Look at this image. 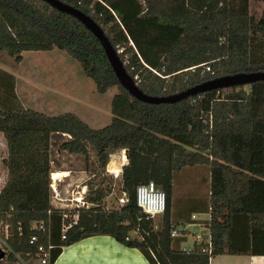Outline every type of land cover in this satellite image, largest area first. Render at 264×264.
Masks as SVG:
<instances>
[{"label":"trees","instance_id":"16d2710c","mask_svg":"<svg viewBox=\"0 0 264 264\" xmlns=\"http://www.w3.org/2000/svg\"><path fill=\"white\" fill-rule=\"evenodd\" d=\"M60 1L102 28L116 52L121 49L117 54L126 60L128 74L137 76L134 82L148 95H170L215 77L264 71V9L255 16L249 0ZM54 48L80 63L98 93L117 87L110 101L111 119L93 128L71 111L50 115L32 108L0 109L6 143L0 235L7 259L29 261L38 245L51 244L52 264L61 246L96 234L137 248L150 264H208L210 257L223 253V233L232 214L242 211L251 187L264 186V80L209 89L175 102H143L119 84L99 41L74 16L43 0H0V52L20 61L23 51ZM54 133L69 136L59 147L82 154L85 169L94 176L103 175L113 150L126 151L120 172L124 201L105 207L102 199L112 186L100 178L99 185L87 188L85 199L91 205L77 209L78 219L64 238L62 209L50 201L49 146ZM200 164L209 168L212 178L205 207L210 251L205 250V239L186 250L169 234L172 227L189 222L194 212L189 211L186 221L175 220L174 174ZM149 180L165 194L158 228L135 202L136 186ZM247 214L251 225L264 230V209L254 207ZM32 220L44 221L48 234L31 228ZM32 234L37 236L34 242Z\"/></svg>","mask_w":264,"mask_h":264},{"label":"crops","instance_id":"0c3cea01","mask_svg":"<svg viewBox=\"0 0 264 264\" xmlns=\"http://www.w3.org/2000/svg\"><path fill=\"white\" fill-rule=\"evenodd\" d=\"M257 2L262 4V7L260 8L261 13V11L264 9V0H257ZM23 54L24 51L22 52V59L20 61H16L6 52H0V109L16 110L18 108L23 107L32 108L38 111H42L44 109H56L60 107V103L67 102V99L70 100L71 97H74L73 93L71 92L72 89L60 90V88L55 86L56 83L50 81L41 82L38 77H34V73H39L43 71V69L39 70V63H36L34 61H31V66H33V68L35 69L34 72L31 70V68H26V72L23 75L24 78H19L20 76H18L17 67L15 66L18 62L20 63L23 61ZM47 54H53L50 56H54L56 57V59L60 60V52ZM69 71L75 74L72 69H69ZM69 71H67V75L71 74ZM43 74H45V72ZM58 77H60V74H58L57 78ZM1 135L0 140H2V146L6 148L5 140L1 137ZM119 151L120 152H118V150H115L114 152L110 153V155H115L116 158L118 157L117 163L120 164L121 162L119 158L122 157L121 151L125 152L124 156H126V151L125 149H119ZM5 156L6 152L4 155H2V160L5 158ZM124 163L120 164V169L118 170V173L115 172V174H109H113L115 178L120 176L121 166ZM76 175H78V180L75 181V179H72L71 181L74 182V184L69 182L66 183L67 179L63 180L65 183L63 185L64 192L63 194L60 192V194L62 195L60 196L62 198H69V196H75V192L77 191H80V193L82 194V192L86 190L85 183H80L81 178H83V175L81 176V174L79 173ZM100 182L101 180H99L94 185H99ZM207 182V193H210L212 187V178L210 170L208 172ZM111 186V191L107 193L102 199L103 203L104 200L108 199V197L111 196L112 191L114 190L112 181ZM64 202L66 203L67 207L72 205V202H70L68 199L64 200ZM121 202L123 201L121 200ZM206 203L207 197L206 200L203 201L197 198L195 202L189 205L188 213L189 211L194 210V212L192 213L204 214L205 216L200 218L207 219L208 212L205 211ZM120 204L121 203H119L118 205ZM60 205L63 206V203L60 202ZM89 205H91L90 202ZM242 207V211L235 212L232 214L230 228L223 233L224 252L210 257L208 264H264V230L251 225L249 215L247 214V211L254 207H257L258 209H264V186H261L259 188H257L256 186L251 187L249 193H247L243 198ZM188 213L185 214L184 212L176 211L175 220L178 222L186 221L188 219ZM194 226L195 225L190 226V232L187 233L193 235L192 241L187 242V234L185 236L178 237V245L180 248L188 250L195 241L199 242V239L197 237V234L199 232H196L191 229V227ZM205 232H207V230L201 232L200 228V233L203 234ZM186 242L187 244H185ZM182 244H184L185 246H183ZM52 264L150 263L142 254V252L137 248L126 246L116 241L110 235L96 234L86 236L76 242L61 246V250L52 262Z\"/></svg>","mask_w":264,"mask_h":264},{"label":"rangeland","instance_id":"374dc122","mask_svg":"<svg viewBox=\"0 0 264 264\" xmlns=\"http://www.w3.org/2000/svg\"><path fill=\"white\" fill-rule=\"evenodd\" d=\"M261 7L262 4L257 2V0L249 1V9L255 16H258L260 14ZM54 52H60V60L56 59V57L54 56H50L53 54H47ZM23 55V61L20 63L18 62L15 66L17 67L18 76H20L19 78H24L23 75L26 72V68H31V70L34 72L35 69L33 68V66H31V61H34L36 63H39V70L43 69V71L39 73H34V77H38L41 82H54L56 83L55 86L60 88V90L72 89L71 92L73 93L74 97H71L70 100L67 99V102L60 103V101V109H44L42 110L44 113L53 115L65 111H71L77 114L83 121H85L93 128L104 126L110 122V101L112 95L117 91L116 86L108 88L104 93H98L95 89V84L92 79L83 73L80 63L69 57L64 51L57 48L49 51H24ZM69 69H72L75 74H73V72L71 73ZM67 71H69L71 74L67 75ZM44 72L45 74H43ZM58 74H60V77L57 78ZM1 137L3 138L2 135ZM68 137L69 136L65 133H54L52 134L50 139L49 156L51 171L49 178L50 182H52L53 179V184H55L54 186L56 187L58 196L61 195L60 192L62 194L64 192L63 185L65 183L63 180L67 179L66 183L69 182L74 184V182L71 181L72 179H75V181L78 180V175H76L78 173L81 174V176L83 175L80 183H85V191H87L88 187L97 183L100 178L105 177L108 180L111 179L114 190L112 191L111 196H109L108 199L104 200V206L108 208L118 207V204L122 203L121 200L124 201L125 199V195L120 189V176L115 178L113 174L110 175L109 172L106 171L108 166V169H114V171L111 170L112 172L118 173L121 164L117 163L118 157L116 158L115 155H109L105 173L100 176H93L88 170L85 169V161L82 154L70 153L67 150H63L59 147L60 142L68 139ZM0 143L1 188L6 179V167L1 157L5 154L6 148L2 146V140H0ZM117 150L119 151V149ZM114 151L115 150H113L112 152ZM91 155L93 156L92 150ZM124 155L119 158L120 162L123 158H125ZM84 172H86L87 174ZM208 172L209 168L205 165L200 164L195 166L182 167L178 172L174 174L172 191L173 212L181 211L187 214L189 205L195 202L197 198L201 199V201L206 200V197H208ZM50 189V201L54 207L60 208L62 210H72L70 206L62 208V206L60 205V200L53 197L54 192L51 188V185ZM199 216L204 217L205 215L200 213ZM152 219L154 227L158 228L160 226L161 215L154 216ZM191 229L196 232H200L199 227L194 226L191 227ZM133 233L134 232H132V234ZM186 240L187 242L192 241L193 235L187 234ZM187 242L185 244H187ZM182 245L185 246L184 244ZM0 247L6 251L7 255L8 249L5 246V242L1 235ZM36 260V257L30 259L29 261H23L19 257H16L15 260L10 261L7 259V256H5L0 260V264H7L8 262H13L16 264H33Z\"/></svg>","mask_w":264,"mask_h":264},{"label":"built area","instance_id":"2783aa9c","mask_svg":"<svg viewBox=\"0 0 264 264\" xmlns=\"http://www.w3.org/2000/svg\"><path fill=\"white\" fill-rule=\"evenodd\" d=\"M121 49H118L117 52H120ZM126 62L123 61V64ZM210 66L208 64L205 65V69L209 70ZM136 75L133 76V79H136ZM109 173H114L110 169H106ZM51 188L54 192L53 197L55 199L60 200L61 203H63L62 208L67 207L64 200L68 199L70 202H72V205L70 208L73 210H65L63 209L60 214V232H61V238H64L65 231L74 223H76L78 219V211L77 209L80 207H87L89 206V202L85 199V191L80 193V191L75 192V196H69V198H62L61 196H58V192L56 190V187L52 182L50 183ZM135 202L137 206L141 209L142 212H144L147 216L153 218L154 216L161 215L165 209V194L164 191L161 190L158 186H156L155 182L152 180H149L145 183H140L135 188ZM51 211L50 209L47 210V214L50 215ZM189 222L179 224L175 227H172L170 229L169 234L173 237H182L185 236L187 233H189V228L192 225H195L199 228H201V232L206 231L205 222L207 219L200 218L198 213H192L190 215ZM31 228L41 231V232H47L48 229L46 228V224L44 221H30ZM3 232L4 236L7 235V226L6 224L3 225ZM197 237L199 241L205 239L207 245L205 247V250L210 251L211 248V242H210V234L209 232L205 233H198ZM37 240V236L35 234H32L30 236V242H34ZM52 247L51 244H48L47 247L43 246L42 244L37 246L36 251V261L33 264H48L49 258H50V248ZM191 248V247H190ZM189 248V249H190Z\"/></svg>","mask_w":264,"mask_h":264},{"label":"water","instance_id":"95a60500","mask_svg":"<svg viewBox=\"0 0 264 264\" xmlns=\"http://www.w3.org/2000/svg\"><path fill=\"white\" fill-rule=\"evenodd\" d=\"M55 9L68 13L78 19L97 38L107 57V60L119 84L134 98L148 103L175 102L189 95H195L209 89L224 88L236 85H248L257 80H264V71L238 72L223 75L195 84L177 93L165 96H152L141 91L133 78L126 71L116 50L111 45L102 28L88 15L79 9L63 3L60 0H43ZM6 256V251L0 247V260ZM7 264H16L8 262Z\"/></svg>","mask_w":264,"mask_h":264},{"label":"bare ground","instance_id":"6f19581e","mask_svg":"<svg viewBox=\"0 0 264 264\" xmlns=\"http://www.w3.org/2000/svg\"><path fill=\"white\" fill-rule=\"evenodd\" d=\"M118 152H119V151H118ZM122 152H123V155H124V154H125V152H124V151H122ZM117 154H118V153H117ZM118 155H119V154H118ZM123 155H122V156H123ZM120 158H121V157H120ZM113 171H114V170H113Z\"/></svg>","mask_w":264,"mask_h":264}]
</instances>
